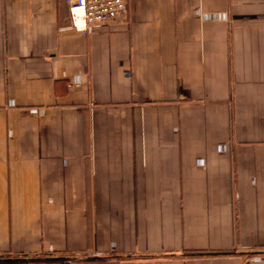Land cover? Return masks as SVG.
<instances>
[{"label": "crops", "instance_id": "obj_1", "mask_svg": "<svg viewBox=\"0 0 264 264\" xmlns=\"http://www.w3.org/2000/svg\"><path fill=\"white\" fill-rule=\"evenodd\" d=\"M0 0V264H264V0Z\"/></svg>", "mask_w": 264, "mask_h": 264}, {"label": "built area", "instance_id": "obj_2", "mask_svg": "<svg viewBox=\"0 0 264 264\" xmlns=\"http://www.w3.org/2000/svg\"><path fill=\"white\" fill-rule=\"evenodd\" d=\"M72 26L86 31L90 26L110 22L127 12L126 0H66Z\"/></svg>", "mask_w": 264, "mask_h": 264}]
</instances>
